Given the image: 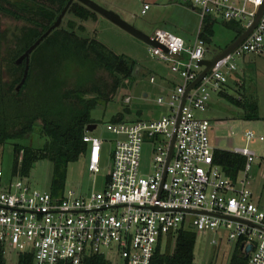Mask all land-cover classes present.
Masks as SVG:
<instances>
[{
  "label": "built area",
  "instance_id": "obj_1",
  "mask_svg": "<svg viewBox=\"0 0 264 264\" xmlns=\"http://www.w3.org/2000/svg\"><path fill=\"white\" fill-rule=\"evenodd\" d=\"M167 1L190 6L200 21L206 16L240 21L243 30L264 2ZM149 8L144 2L141 14ZM198 31L188 42L167 28L156 27L143 40L159 58L170 62L179 80L175 78L166 99L156 98L166 103L167 113L105 123L113 136L111 166L100 188L52 194L15 178L19 173L6 177L0 168V250L30 252L32 264H82L88 254L106 257L114 249L122 257L121 264H151L167 234L189 225L196 233L216 231L219 237L213 243L221 241L223 229L228 240L240 239L243 246L251 242L247 264H264V208L253 199L250 169L256 152L248 146L256 138L264 141V134L246 129L245 144L228 149L245 158L243 167L231 177L213 160L209 118L195 114L196 109L206 107L211 93L224 90L236 69V57L264 56V4L249 33L186 91L204 67L199 62L213 57H206L209 48ZM150 80H154L152 75ZM82 140L86 168L94 175L100 169L106 140L87 129ZM143 144L151 146L153 155L152 168L145 172L139 169Z\"/></svg>",
  "mask_w": 264,
  "mask_h": 264
},
{
  "label": "trees",
  "instance_id": "obj_2",
  "mask_svg": "<svg viewBox=\"0 0 264 264\" xmlns=\"http://www.w3.org/2000/svg\"><path fill=\"white\" fill-rule=\"evenodd\" d=\"M66 1L0 0V15L22 20L12 44L7 45L11 54H2L5 37H0V146L8 139L23 138L24 133L33 130L38 123V133L45 137L40 146L12 142L11 175H27L34 162L46 158L52 164L49 187L52 194L62 193L68 164L85 154L86 143L82 134L88 122H95L90 115L91 110L97 104L109 101L120 86L121 79L139 69L134 58L114 51L96 37L80 34L84 25L70 19L66 24L61 21L32 49L27 75L14 92L13 88L24 68L23 61L14 64L15 57L56 19ZM66 13L82 21L97 16L78 1H73ZM216 20L206 16L201 22L198 33L206 43L211 40ZM223 23L234 31L230 42L243 30L240 21L223 20ZM97 67L109 71L112 76L110 83L97 81ZM3 69L9 75L7 80L4 79ZM70 75L75 77V81L68 86ZM219 93L227 95L239 106H248L250 112L242 117L261 119L264 130V115L258 113L255 101L245 104L225 90ZM118 120H122L121 113L113 115L109 121ZM213 160L226 174L235 177L245 158L228 149L214 148ZM174 234V245L170 250L168 238ZM195 237L196 231L190 226H182L175 233L169 232L167 244L162 249L158 247L151 264H197L193 253ZM240 242V239L235 240L227 264H247L248 256L245 257L240 250ZM4 254L0 250V264H5ZM32 260V253L19 252L16 264H32ZM82 264L112 262L102 254L92 253L83 258Z\"/></svg>",
  "mask_w": 264,
  "mask_h": 264
},
{
  "label": "rangeland",
  "instance_id": "obj_3",
  "mask_svg": "<svg viewBox=\"0 0 264 264\" xmlns=\"http://www.w3.org/2000/svg\"><path fill=\"white\" fill-rule=\"evenodd\" d=\"M93 1L105 9L112 10L122 20L133 24L147 34L156 27H164L182 36L188 42L193 40L202 22L190 6L171 3L167 0ZM144 2L149 3L150 8L145 14H141ZM70 19L84 25V29L79 32L80 34L96 37L114 51L134 58L139 69L137 68L121 79L120 86L109 101L105 104H97L91 110L90 115L96 122L93 133L106 140L101 155L100 169L94 175L89 174L84 155L78 160L70 162L67 166L65 192L68 189L87 191L92 187L100 188L101 182L111 166L110 151L113 136L105 128V123L118 113H121L124 120L152 119L167 113L166 103H158L156 98L161 95L166 99L175 83V78L179 80V77H176L170 70L169 61L159 58L142 39L132 35L113 21L99 14L95 19L82 21L66 13L62 18V24H66V21ZM21 22L22 20L0 15V31H2L0 37H5L1 46V48H4L1 51L2 54H11L8 46L12 44L13 36L17 33ZM233 36L234 31L226 27L222 19L217 18L214 22V33L210 42L207 43L209 50L206 57H211L219 52L230 42ZM235 61L236 69L230 75L224 90L233 97L240 98L245 104L247 101L251 103L255 101L258 106V113L264 115V56L246 53L244 56L236 57ZM3 70L4 79H9V75L5 69ZM95 75L98 82L110 83L112 81L111 74L103 67H97ZM151 75L154 80H150ZM74 81L75 77L70 75L67 78V85L71 86ZM126 96H129V100H125ZM250 110L248 106L244 108L237 105L225 94L213 92L206 107L196 109L195 114L209 118L211 122L209 138L212 146L214 148L230 149L233 146L245 144L242 138L246 129L253 130L257 135L264 134L261 119H245L242 117ZM34 126L33 130L24 133L23 138L8 139L0 146V168L6 177L11 175L12 142L33 146H40L43 143L45 137L38 133V123H35ZM248 146L256 152L250 169V187L253 199L260 207L264 208V141L256 138L248 142ZM152 156L151 146L143 144L139 159V169L141 171L151 170ZM51 172L52 164L44 158L34 162L27 175H15L14 177H19L33 188L49 191ZM222 231V239L219 243L212 242V239L219 237L216 231L206 230L196 233L193 253L197 264H227L235 240H228L224 229ZM174 237L175 234L168 238V240L170 239V250L174 245ZM166 244L167 237L161 242L159 248H164ZM4 256L5 264H16L18 251L7 249ZM106 258L113 264L122 263V257L114 249L106 253Z\"/></svg>",
  "mask_w": 264,
  "mask_h": 264
},
{
  "label": "water",
  "instance_id": "obj_4",
  "mask_svg": "<svg viewBox=\"0 0 264 264\" xmlns=\"http://www.w3.org/2000/svg\"><path fill=\"white\" fill-rule=\"evenodd\" d=\"M73 1H78L81 4H83L84 6L88 7L89 9H91L92 11H94L95 13L99 14L100 16L113 21L114 23L118 24L120 27L124 28L125 30H127L129 33H131L132 35L136 36L139 39H147L148 38V34L145 33L144 31H142L141 29L135 27L133 24L122 20L119 15H117L115 12H113L112 10L109 9H105L102 6L98 5L96 2H94L93 0H67L65 5L62 7L61 11L59 12V14L57 15L56 19L40 34L38 35L15 59H14V64H19L22 61L24 62V68H23V72H22V76L20 78V80L15 84L13 91H17L19 89V87L21 86V84L23 83L26 75H27V71H28V66H29V57H30V52L32 51V49L48 34L51 32V30H53L55 27L59 26L63 16L65 15L67 9L69 8V6L71 5V3ZM263 4L264 2L258 7L254 20L252 21V23L246 27L244 30H242V32H240L231 42H229L225 47H223L219 52H217L216 54L213 55V57L211 58H204L202 59L199 63L203 64V69L199 72V74L197 75V77L187 86L186 91L188 90V88L194 84L205 72L208 71V69L214 64V62L224 56L225 54H227L228 52H230L235 46L236 44L241 41L248 33L249 31L253 28V26L255 25L256 21L259 19L260 14L263 10ZM154 45H158L157 42L153 41L152 42ZM164 51H166L167 53L168 50L163 46ZM171 56L173 57H177V54L174 53H169ZM137 69V68H136ZM185 91V93H186ZM185 95V94H184ZM183 101V99H182ZM182 103V102H181ZM179 114V112H178ZM96 127V122H88L85 125V129L91 131ZM174 136L175 133H173L172 138H171V142H170V147H169V153H168V158L171 154V150H172V145H173V140H174ZM252 243L248 242L246 243L244 246L243 244H240V250L243 251V254L245 257L248 256L249 251L251 249Z\"/></svg>",
  "mask_w": 264,
  "mask_h": 264
}]
</instances>
